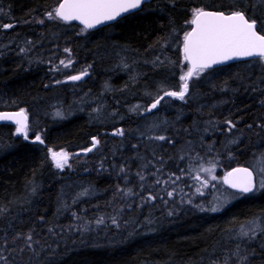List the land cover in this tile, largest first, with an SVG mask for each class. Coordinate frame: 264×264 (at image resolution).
Returning a JSON list of instances; mask_svg holds the SVG:
<instances>
[{
  "label": "trees",
  "instance_id": "obj_1",
  "mask_svg": "<svg viewBox=\"0 0 264 264\" xmlns=\"http://www.w3.org/2000/svg\"><path fill=\"white\" fill-rule=\"evenodd\" d=\"M58 2L0 0V26L14 25L0 27V111L24 109L29 136L0 125V264H223L226 257L237 264V244L246 264H264V235L251 242L237 235L248 221L264 225V188L217 212L209 200L224 171H253L264 156V65L253 59L206 69L163 124L150 119L154 110L126 113L178 89L194 8L239 5L264 31V5L150 0L84 30L48 18ZM85 70L82 79L66 80ZM78 104L84 111H73ZM146 119L156 126L151 141ZM160 135L166 139H154ZM93 138L97 146L86 151ZM52 152L68 154L63 170ZM200 166L213 167L216 177L202 190Z\"/></svg>",
  "mask_w": 264,
  "mask_h": 264
},
{
  "label": "snow or ice",
  "instance_id": "obj_2",
  "mask_svg": "<svg viewBox=\"0 0 264 264\" xmlns=\"http://www.w3.org/2000/svg\"><path fill=\"white\" fill-rule=\"evenodd\" d=\"M144 2L145 0H62L58 7L53 12H49L47 16L49 19H59L65 22L79 21L84 26V30H87L106 21L115 20L122 13L140 8ZM254 3L264 5V0H254ZM192 13V19L188 23L193 27L186 31L183 36V59L189 67L180 76L182 84L178 91L164 90L163 95L156 98L145 111L150 112L157 108L166 96L185 101V97L189 93V81L194 76L198 78L201 73L213 65L242 58H255L257 63L264 64V31L258 29L257 19L249 18L239 5L234 6L228 12L194 8ZM39 22L43 23L44 21ZM261 22L264 23V21ZM13 26L12 24H5L0 27L11 28ZM63 63L64 61H61V64ZM84 75H87V70L81 75L71 76L70 79L77 81L82 79ZM0 120L12 121L17 126L16 133L23 134L25 139L28 138V117L24 110L15 113H0ZM227 123L230 128L234 127L231 121H227ZM113 134L122 135L123 133L118 130ZM154 139L163 141L166 137L160 135ZM35 140L43 143L39 135L35 137ZM97 143L98 141L93 138V147ZM49 151L51 152V150ZM86 151H92V148H88ZM68 159V154L65 152H52V160L58 169L63 170ZM201 169L209 174L213 171V167L205 169L201 166ZM196 179H199V176ZM212 179L215 180L216 177L212 176ZM223 183L240 193L252 192L257 184L260 188H264V159L260 163L259 178L254 177L253 171L248 168H236L224 177ZM85 194L81 193V195ZM222 206H214L210 210L217 212L221 210ZM97 223H103V220L101 219ZM247 224L251 226L246 230L242 226L238 238L247 239L248 242H251L256 239L258 234L264 235V225L256 221H248ZM26 240H32L31 234L26 237ZM28 247L31 248L30 243ZM240 248V244H237L232 256L236 257L237 264H246L248 256L247 254L242 255ZM0 259H4V257L0 256ZM229 260L230 257H226L223 264H229ZM213 264H217V262L214 261Z\"/></svg>",
  "mask_w": 264,
  "mask_h": 264
},
{
  "label": "rangeland",
  "instance_id": "obj_3",
  "mask_svg": "<svg viewBox=\"0 0 264 264\" xmlns=\"http://www.w3.org/2000/svg\"><path fill=\"white\" fill-rule=\"evenodd\" d=\"M187 69L188 68H185L184 71L181 73V75H183L187 71ZM74 75H78V74H74ZM71 76L72 75H69L68 77H66V80L69 79V81H73V80L70 79ZM194 78H197V77L194 76L192 79H194ZM181 84H182V81L180 80L179 87L175 91H178L179 90ZM162 95H160V96H162ZM156 98H158V97L157 96H154V98L152 99V101L149 104L145 105V106H143L141 103L140 104L139 103H136V104L132 105L131 107L126 108V113L127 114H139V113L142 114L145 111L146 108H149L151 106V104L154 102V100ZM174 101H179V100L178 99H175V98H172V97H167L166 96L164 98V100H162L160 102V104L157 106V108H155V110H154L155 111V115L152 118H150V119L154 120L156 118V121L159 122L158 125H160V123H162L163 120H164V114H166L167 112H170L172 114H175L177 108H176V105H174L175 104ZM137 106H139V107H137ZM83 108H85L83 105H80L79 106V104H78L76 106V109H73V111L82 112V111H84ZM173 109L175 111L174 112H171ZM157 118L160 119V120H157ZM152 120L146 119V121H144V123L142 122V125H141L142 127L145 128V131L144 132L148 131V133H147L148 136L146 138V141H151L150 135L156 130V126H154V124H153L154 122H151ZM116 131H117L116 128L112 130V132H116ZM13 133L14 134L16 133V127H14ZM15 135H17V133ZM18 135H23V134H18ZM93 148L94 147H92V149ZM262 159H264V156H260L259 158H257L258 161L256 162L255 167H253L254 168L253 169V172H254L256 178H259V168H260V163H261ZM203 168L206 169L207 167H203ZM197 176H199V179H195V180L198 181L197 185H198L199 190H202L206 186V184L208 183V181L211 180L212 173L209 174L208 172L203 171L201 169V166H200L198 168L197 173L195 174V177H197ZM225 176H226V172L224 171L223 172V179H224ZM226 187H227V185L224 184V183H222L221 178H220L217 181V183H216V187L213 188V191L210 194L209 200L212 202L211 203V207H212V205H213V207L214 206L223 205V208H224L227 205H229L230 203H232L233 200L241 197L239 193H236V192L234 193V192L228 191L226 189ZM256 189H257L256 191H258V190H260L262 188H260L259 185L257 184ZM227 217H228V215L226 214V216H225L224 219H226ZM225 222H227V221H225ZM247 228L248 227H246V229ZM235 234H237V233H235ZM235 234H233V232L230 231V235L229 236L232 237V238H236V235Z\"/></svg>",
  "mask_w": 264,
  "mask_h": 264
},
{
  "label": "water",
  "instance_id": "obj_4",
  "mask_svg": "<svg viewBox=\"0 0 264 264\" xmlns=\"http://www.w3.org/2000/svg\"><path fill=\"white\" fill-rule=\"evenodd\" d=\"M149 1H150V0H145V2H144L143 4L148 3ZM61 2H62V0H59V2H58V4H57L56 7H58L59 3H61ZM143 4H142V5H143ZM142 5H141V7H142ZM141 7H140V8H141ZM140 8L132 9V10H130L129 12L122 13V14H121L120 16H118L115 20L106 21V22L103 23V24L97 25L95 28L87 29V30H95V29H99V28H101V27H104V26H106V25H109V24H111V23H114V22L117 21L119 18H121V17H123V16H125V15H128V14L134 13V12L138 11ZM208 11H216V10H208ZM64 22H65V21H64ZM66 23H72V24H74V25H76V26H78V27H82V28H84V26H83L82 24H80L79 21H70V22H66ZM192 27H193V26L191 25L189 30H191ZM189 30H188V31H189ZM182 52H183V45H182ZM250 59H255V58H242V59L231 60V61H227L226 63H223V64L213 65L211 68H216V67L224 66V65H227V64H230V63L240 62V61H246V60H250ZM187 65H188V64H187ZM263 65H264V64H263ZM188 67H189V65H188ZM78 75H81V74H78ZM83 77H84V76H83ZM83 77H82V78H83ZM19 111H20V110H13V111H3V110H1L0 113H15V112H19ZM2 124H7V125H13V126H16L15 123H13L12 121H8V120H0V125H2ZM16 127H17V126H16ZM112 133H114V132H112ZM50 155H51V157H52V153H51ZM236 168H248V167H246V166H235V167L231 168V169L226 173V175H227L229 172H232V171H233L234 169H236ZM248 169H249L250 171H252L250 168H248ZM254 177H255V176H254ZM227 188H228L229 190L239 192V191L236 190V189L230 188L228 185H227ZM254 189H255V188H254ZM254 189H253V191H254ZM253 191H252V192H253ZM252 192L242 193V194H250V193H252ZM239 193H240V192H239Z\"/></svg>",
  "mask_w": 264,
  "mask_h": 264
},
{
  "label": "bare ground",
  "instance_id": "obj_5",
  "mask_svg": "<svg viewBox=\"0 0 264 264\" xmlns=\"http://www.w3.org/2000/svg\"><path fill=\"white\" fill-rule=\"evenodd\" d=\"M64 76H65V75H64ZM67 76H68V75H67ZM67 76H66V77H67ZM73 95H74V93H73ZM55 102H56V101H55ZM55 104H56V103H55ZM58 106H60V105H58ZM52 107H53V105H52ZM55 107H56V106H55ZM2 108H3V107H2ZM7 108H8V107H7ZM53 108H54V107H53ZM57 108H58V107H57ZM3 109H4V108H3ZM3 109H2V110H3ZM19 109H21V108H19ZM54 109H56V108H54ZM54 109H50V110H49L50 115L53 114V113H56V111L59 112V113L61 112V109L58 110L59 108H58L56 111H55ZM23 110H24V109H23ZM3 111H13V109H12V110H10V109L6 110V109H5V110H3ZM92 111H93V110H92ZM95 111H96V109H95ZM65 113H66V112H65ZM91 113H92V112H91ZM40 114H41V116H43L42 113H40ZM56 114H57V113H56ZM66 114H68V112H67ZM48 115H49V114H48ZM54 115H55V114H54ZM54 115H53V116H54ZM69 115H70V113H69ZM72 115H73V114H72ZM94 115H95V113H94ZM94 115H93V116H94ZM41 116H40V117H41ZM45 116H46V115H45ZM36 118H37V116H36ZM45 118H46V117H45ZM47 119H48V118H47ZM85 119H87V122H88V118H85ZM85 119H84V121H85ZM43 120H44V119H43ZM48 120H50V119H48ZM36 121H37V120H36ZM38 122H39V121H38ZM46 122H47V121H46ZM89 123H90V120H89ZM6 126H7V125H6ZM9 127H11V126H9ZM12 129H13V128H12ZM30 132H31V131H30ZM33 133H34V132H33ZM15 134H16V133H15ZM29 134H30V133H29ZM34 134H36V133H34ZM37 135H38V134H37ZM10 136H11V135H10ZM17 136H18V134H17ZM17 136H16V137H17ZM32 136H33V134H32ZM35 136H36V135H35ZM41 137H42V136H41ZM43 137H44V134H43ZM28 138H29V136H28ZM34 140H35V139H34ZM24 142H25V141H24ZM40 146H41V144H40ZM78 152H81V151H78ZM76 154H77V153H76ZM41 157H42V156H40V158H41ZM48 158H49V157H48ZM46 160H47V159H46ZM49 160H51V159H49ZM35 256H36V255H35Z\"/></svg>",
  "mask_w": 264,
  "mask_h": 264
},
{
  "label": "flooded vegetation",
  "instance_id": "obj_6",
  "mask_svg": "<svg viewBox=\"0 0 264 264\" xmlns=\"http://www.w3.org/2000/svg\"><path fill=\"white\" fill-rule=\"evenodd\" d=\"M147 109V108H146ZM155 110V109H152V111ZM151 112V111H150ZM149 113V111H144L142 114H139V115H144V114H147ZM222 180H223V174H222Z\"/></svg>",
  "mask_w": 264,
  "mask_h": 264
}]
</instances>
